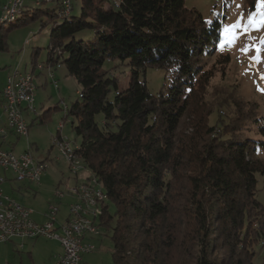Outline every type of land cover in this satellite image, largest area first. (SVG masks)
<instances>
[{
	"label": "trees",
	"instance_id": "obj_1",
	"mask_svg": "<svg viewBox=\"0 0 264 264\" xmlns=\"http://www.w3.org/2000/svg\"><path fill=\"white\" fill-rule=\"evenodd\" d=\"M60 1L2 26L0 50L15 27L48 17L41 24L51 25L47 64L65 63L81 86L64 118L73 117L81 139L73 147L108 195L100 219L113 230L114 264H257L264 137L236 135L240 107L232 121L219 115L229 100L223 91L208 99L213 76L202 69L208 56L225 54L218 50L223 23H208L186 0H81L80 14L67 17L59 16ZM85 28L93 38H76ZM114 62L131 70L127 89L105 67ZM153 67L167 81L154 94L145 78ZM256 127L264 135V117Z\"/></svg>",
	"mask_w": 264,
	"mask_h": 264
},
{
	"label": "rangeland",
	"instance_id": "obj_2",
	"mask_svg": "<svg viewBox=\"0 0 264 264\" xmlns=\"http://www.w3.org/2000/svg\"><path fill=\"white\" fill-rule=\"evenodd\" d=\"M35 1L36 0L25 1V9L53 8L58 2V0H37L43 2L41 4H35ZM251 1L252 0H186L185 3L187 7H195L200 11L207 21L218 19L223 23V38L219 43L218 50H222L225 54L208 56L204 60L202 66V69L206 70L207 75L213 76L209 82L208 99H212L214 95H216L217 98V92L223 91V95L229 100V103L222 104L219 107L217 106V113L220 115L219 111L222 110V116L232 121V119L237 117V113L240 112V123H242V125L240 124L238 126L240 128L236 130V135L247 139H261L264 135L261 136L257 133L259 128L256 127V125L257 120H261V117H264V78H262L264 77V48L260 47V44L264 41V24H261V20L264 19V17L261 16V12H264V3H261V0H254L253 4H256V9L249 10L247 7L251 5ZM71 3L72 10L70 16L79 15L82 7L81 0H71ZM258 6L260 11L257 10ZM253 13L256 14L254 23ZM41 17V19L32 20L30 23H26L22 26L19 25V27L14 28L15 37L12 38L10 43L13 42L16 45L17 63H13L9 66V69L12 71H14L17 66V71L21 72L26 64H28V69L31 68L34 60H38V65H44V68L41 70H45V75L48 74L46 82L45 76H41L40 79H35V71L30 72L29 69V73L33 76L34 83L40 82L39 84H41L38 88L36 87L34 96L36 97L35 108L38 114L36 116L34 115V117L28 116L27 122L30 124L29 135L27 134L28 137L25 135L18 136L15 133L8 132L6 135L7 140L3 148H13L16 153L30 150L37 161H40V158H44L45 160L43 162L47 164V166L45 167L39 183L13 180L12 182L8 181L4 183L2 186L7 194L11 195L22 204L31 207L34 210L33 216H35V219H40L41 212L49 208L51 201H56L59 203L61 209L59 213L60 220H64L67 217L71 205L70 203L77 202L76 196L72 194L71 189L81 185V183L78 184L77 182L73 184V182H75V174L70 169L69 163L63 158L57 145H53V139L58 133L60 123L64 122L62 129L63 134L72 141L73 146L80 144L81 139L76 135L73 129V117L70 116V118L65 121L64 106L68 105V107H70L79 99L78 94L81 93V86L76 78L69 74L65 63L57 65L58 67L50 65L49 68L47 67V54L51 44V25H47L46 28H41L42 22L48 19L45 15ZM237 23H239L240 27L235 29V43H229L232 37H226L224 35V26H231ZM249 35L251 39L246 40L245 37ZM75 36L78 39H91L94 36V31L85 28V30L77 32ZM262 45H264V43H262ZM245 46H249L250 50L246 53L241 52V49ZM35 48H37L36 54L31 57V52ZM257 48L261 49L259 53V62L254 60V57L257 55ZM223 55H227L228 57L224 58ZM64 56L67 57V53H65ZM110 65L111 64L105 63V67L110 68L109 71L111 75L116 76L117 80L120 81V88L123 90L127 89L130 83V68L118 66L115 62L111 67ZM55 67L57 68L54 69ZM50 69L54 72L55 80L60 83V88L55 87L54 83H52L54 79L51 77ZM36 71L40 72V69H36ZM145 78L147 79V86L153 94L157 93V91L163 87L164 83H167L165 70L161 68H149ZM231 102H233V104H231ZM235 102L239 104L238 107ZM239 107L240 110L238 112L237 108ZM1 112L2 114L4 113L3 110H1ZM4 118L6 119L5 115ZM4 118L1 121L2 123L5 122ZM217 118L216 112H213L211 115V123L215 124ZM32 119L34 120L32 121ZM259 156L264 160V152L260 153ZM80 161L83 168L79 169V174L84 177V180H90L93 175L85 168V162L83 160ZM9 174L16 177L13 171H10ZM257 180L256 194L264 205V174L258 173ZM79 182H81V180ZM56 193H62V200L56 197ZM108 203L109 212L114 216L112 220V225H114L116 223V205L111 201ZM112 232V229L107 227L103 230L102 227L101 235L94 236V238L91 239V241L96 244L97 248L93 252L84 255V264H114L112 253L114 243L111 239ZM47 240H49V242L51 241L48 238ZM256 247L258 252L254 260L257 264H260L263 261L264 247L261 243L256 245ZM20 251L24 254V259H27V252H29L28 246ZM21 253L18 252L17 248L13 247L11 241L0 240V264H6L9 258L13 260L14 255L19 258ZM8 254H10V256Z\"/></svg>",
	"mask_w": 264,
	"mask_h": 264
},
{
	"label": "built area",
	"instance_id": "obj_3",
	"mask_svg": "<svg viewBox=\"0 0 264 264\" xmlns=\"http://www.w3.org/2000/svg\"><path fill=\"white\" fill-rule=\"evenodd\" d=\"M26 0H9L0 9V28L14 22L13 10L25 8ZM54 1V0H47ZM63 4L62 13H71L67 0H61ZM239 32V31H238ZM261 48H264L261 43ZM40 69V66L38 67ZM51 77L54 72L50 69ZM58 87V83L54 80ZM36 84H32V77L29 72L12 71L8 76L6 85L2 91V107L6 115L8 127L0 128V134H6L7 130L18 134L27 135L26 112L36 115L34 89ZM67 105L64 106L66 109ZM64 122H61L63 129ZM64 136L65 149L60 150L63 158L67 162H72V156H78V152L69 144V139ZM28 161H33L30 150L16 153L12 149L0 147V240L10 241L14 238H40L44 236L50 240H58L63 248L62 253L53 264H84V255L93 252L97 247L91 241L97 234L99 225L91 220V214L83 211V204H93L90 201V194L81 192L80 186L72 188L79 191L80 203L72 204V213H67L64 220H60V205L58 202L51 201L49 208L44 212L45 219L38 222L34 216V210L22 204L17 199L4 191L3 184L8 180V172L16 174L15 180L21 182H37L41 180L39 171H44L36 163V168H29ZM79 169L75 170L78 175ZM84 178V177H83ZM82 184L95 186L93 180L81 179ZM56 197L62 200L63 197L56 193ZM86 214L88 223H80L79 215Z\"/></svg>",
	"mask_w": 264,
	"mask_h": 264
},
{
	"label": "crops",
	"instance_id": "obj_4",
	"mask_svg": "<svg viewBox=\"0 0 264 264\" xmlns=\"http://www.w3.org/2000/svg\"><path fill=\"white\" fill-rule=\"evenodd\" d=\"M8 1L9 0H0V9H1L2 5L3 4L5 5V3H7ZM38 2L39 1L36 0L35 4H38ZM26 8H27V5H26ZM13 37H15L14 30H12L10 32V35H9V38H8V40H9L8 50H6V51L0 50V73H1V82H0V128H2L1 126H3V128H7L8 127L7 118L5 119L4 118L5 114L3 113L4 114L3 115L2 112H1V110H3V107H2V100L3 99H1V98H2V91H3V89H4L5 85H6V82H7V78L12 73V70L9 69L10 68L9 66L12 65L13 63H17L16 45L13 42L10 43V41L12 40ZM36 51H37V48L33 49V51L31 52V57L34 56V53L36 54ZM37 63H39L38 60H34V62H32V66H31V68H29L30 72L35 71L34 72L36 74L35 75V79L36 78L40 79L41 76H45V82H46L47 79H48V76H47L48 74L45 75L44 74L45 70L42 71L41 69H40V72H37L36 71V69H38L36 67ZM29 69H28V64H26L23 67V70H21V71H28L29 72ZM54 69H56V67ZM15 70H17V66H16ZM39 83L40 82H36L37 88L41 85ZM41 83H43V82H41ZM52 83H54V80L52 81ZM54 86L57 87L55 83H54ZM59 86H60V83H59ZM59 86L57 88H60ZM25 114H26L27 121H28V116L29 115L34 117L33 114H30L28 112H26ZM5 117H6V115H5ZM3 118H4V121H5L4 123L1 122L3 120ZM33 120L34 119H32V121ZM8 132H12V131L11 130L10 131L7 130L6 134H0V147H3L4 143L6 142V140H7L6 135L8 134ZM59 132H60V129L58 128V133L57 134H59ZM12 133H14V132H12ZM61 134L63 135V130H61ZM16 135H18V134H16ZM28 135H29V133H28ZM28 135H25V136L28 137ZM10 149L13 150V148H10ZM39 160L40 161H44L45 159L44 158H42V159L40 158ZM7 174H8V180H6V182H8V181L12 182L13 180H15L13 178L14 175H10L9 172ZM81 179H83V176H81L78 173V175H75V182H73V184H75L77 182H78V184L81 183V182H79ZM72 200H73V198H72ZM44 212L45 211L41 212L40 219L36 218V220L38 222H41V221H43L45 219V216L43 215ZM64 215H65V213H64ZM34 218H35V216H34ZM10 241L13 243V247L17 248L18 252L21 253L20 250L21 249L22 250L25 249L27 246H28V251L29 252H27V254H28L27 259H24V254L21 253L19 258L15 257V255H14L13 256L14 259L12 258L13 260H11V258H9L10 254H8L9 255L8 258L10 260L8 259L6 264H53L56 261L57 256H59V254L62 253V251H63L62 245H61V243L58 240L55 239V240H51L49 242V240H47V238L44 237V236H41L40 238H35V239H32V238H25V239L14 238V239H12Z\"/></svg>",
	"mask_w": 264,
	"mask_h": 264
},
{
	"label": "bare ground",
	"instance_id": "obj_5",
	"mask_svg": "<svg viewBox=\"0 0 264 264\" xmlns=\"http://www.w3.org/2000/svg\"><path fill=\"white\" fill-rule=\"evenodd\" d=\"M67 3H68L69 8L72 9L71 0H67ZM24 9L25 8H21V9H18V10H13V19H14V21H17L19 19V16L21 14H23ZM69 14L70 13H62L59 16L60 17H67ZM245 38L247 40L249 38V36H246ZM263 47H264V45H263ZM39 66H40V69L44 68L43 64L42 65L39 64L38 67ZM47 67L49 68V65ZM50 72H51V70H50ZM29 77H32V84H35L34 81H33V76H32L31 73H29ZM36 87L37 86H35V89H34V96H35ZM79 95L83 96V95H81V93H79ZM35 110H36V108H35ZM36 113H37V110H36ZM26 124H27V134H28L30 124H28L27 120H26ZM59 129H60L59 134H56L54 139H53V145H57V147L60 150H64L65 149V141H63L64 140V136H62V134H61V130H62L61 124L59 125ZM69 144L71 145V147H73L72 141L70 139H69ZM30 153H31V151H30ZM31 156L33 157V161H28L29 168H36V163L35 162H37L39 167H42L45 170V167L47 166V164H45L43 161H37L32 153H31ZM80 160H82V158H81L79 153H78V156H72L73 164L71 162H68L72 172L75 173V170L83 168V166L81 165V161ZM85 168H86V166H85ZM43 172L44 171H39L40 178H42ZM92 175L93 176H92V178H90V180L94 181L95 186H91L89 184H82V185H79V186L81 188V192H85L86 194H90V201L93 202L92 205L91 204H83V211L85 213H90L91 214V220H93V222L95 221V223H97L99 225V227H97V234H101L102 225H101V219H100V216H101L100 209H101V206L103 205V203L106 202V199L108 198V195L105 192L104 187H102L101 183L98 181V178L94 174H92ZM79 186H75L73 188H78ZM71 192H72L73 195L76 196V201H77L76 203H80V201H79V191H74L73 189H71ZM58 194H60V196L62 197V193H58ZM68 213H72V204L70 205ZM79 222L80 223H88V216L86 214H80L79 215Z\"/></svg>",
	"mask_w": 264,
	"mask_h": 264
},
{
	"label": "snow or ice",
	"instance_id": "obj_6",
	"mask_svg": "<svg viewBox=\"0 0 264 264\" xmlns=\"http://www.w3.org/2000/svg\"><path fill=\"white\" fill-rule=\"evenodd\" d=\"M261 3H264V0H261ZM257 10L260 11L259 6L257 7ZM255 15L256 14L253 13V23L255 22V19H254ZM261 16L264 17V12H261ZM208 23H212V22L208 21ZM261 24H264V19L261 20ZM238 27H240L239 23H237L235 25H231V26H229V25H225L224 26V35L226 37H229V36L232 37V39L229 41V43H235V29L238 28ZM262 43H264V41H262ZM249 50H250V47L249 46H245L244 48L241 49V52H245L246 53ZM256 51H257V55L254 57V60L259 62V60H260L259 53H260L261 49L257 48ZM262 78H264V77H262Z\"/></svg>",
	"mask_w": 264,
	"mask_h": 264
}]
</instances>
